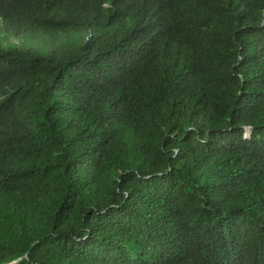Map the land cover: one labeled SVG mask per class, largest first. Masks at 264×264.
I'll return each mask as SVG.
<instances>
[{
  "label": "trees",
  "instance_id": "16d2710c",
  "mask_svg": "<svg viewBox=\"0 0 264 264\" xmlns=\"http://www.w3.org/2000/svg\"><path fill=\"white\" fill-rule=\"evenodd\" d=\"M11 262L264 264V0H0Z\"/></svg>",
  "mask_w": 264,
  "mask_h": 264
},
{
  "label": "water",
  "instance_id": "95a60500",
  "mask_svg": "<svg viewBox=\"0 0 264 264\" xmlns=\"http://www.w3.org/2000/svg\"><path fill=\"white\" fill-rule=\"evenodd\" d=\"M246 135H248V129H245ZM9 264H13V262L9 263Z\"/></svg>",
  "mask_w": 264,
  "mask_h": 264
}]
</instances>
